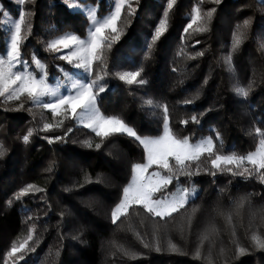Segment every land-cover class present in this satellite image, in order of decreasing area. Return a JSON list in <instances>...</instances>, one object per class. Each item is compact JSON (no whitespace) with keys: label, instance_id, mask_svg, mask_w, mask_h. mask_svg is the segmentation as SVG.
Segmentation results:
<instances>
[{"label":"trees","instance_id":"obj_1","mask_svg":"<svg viewBox=\"0 0 264 264\" xmlns=\"http://www.w3.org/2000/svg\"><path fill=\"white\" fill-rule=\"evenodd\" d=\"M0 1L12 16L21 10L30 13L26 19L31 29H23L24 60L31 64L35 54L47 66L50 81L62 77L60 69L75 71L59 59L61 52L46 51L47 43L60 33L87 35L90 21L83 11L68 6L73 0H32L23 5ZM78 2L96 4L97 16L103 17L112 0ZM197 5L202 15L215 9L208 31H194L197 22L185 33ZM132 6L135 12L129 16L125 11L118 22L120 39L106 51V90L97 97L102 114L119 117L141 135L159 134L163 111L156 105H167L170 126L178 137L211 136L222 155L254 151L259 138L250 133L256 127L264 130V0H176L169 11L168 30L150 52L148 45L167 0H135ZM246 20L243 42L231 52L230 71L223 57L231 51L236 26ZM9 29L0 10L3 53ZM141 68L143 85H128L113 75ZM94 72L101 68L94 67ZM237 84L249 89L247 97L234 91ZM186 100L193 103L185 104ZM18 103L0 102V264H264V249L255 247L251 239L253 233L264 237V183L255 175L217 172L213 176L208 158L202 157L198 175L180 177L182 186L194 185L198 190L179 213L161 221L137 206L114 224L111 212L131 179L132 165L145 161L143 148L124 134L99 137L73 119L45 131L44 123H59L60 118L26 99L24 109L13 110ZM192 116L199 123L191 122ZM182 120L190 122L183 125ZM30 129L33 134L24 143ZM57 136L63 139L53 143L45 139ZM29 184L45 191L17 200L16 193ZM175 184L169 185V192ZM209 226L215 230L203 239ZM33 228L28 246L34 250L9 257L13 244L19 245ZM238 247L246 249L245 254L237 255Z\"/></svg>","mask_w":264,"mask_h":264},{"label":"snow or ice","instance_id":"obj_2","mask_svg":"<svg viewBox=\"0 0 264 264\" xmlns=\"http://www.w3.org/2000/svg\"><path fill=\"white\" fill-rule=\"evenodd\" d=\"M20 5L32 0H17ZM68 2V0H66ZM135 0H112L111 10L106 16H97V7L94 5H81L78 0L69 2L68 6L83 13L90 21V26L86 38H81L74 33H66L62 36L50 40L46 45V51L60 53L69 50L61 55L59 59L65 60L74 70L81 73V77H76L74 73L60 69L62 79L57 78L55 85L48 82L46 65L33 54L31 64L24 60L21 54V46L25 40L23 29L26 26L28 31L31 29L30 21L26 19L30 13L21 11L16 20L5 21L11 25L9 31V44L6 51L0 54V102H19L18 107L13 109L20 111L24 109L23 100L30 101L33 107L49 110L53 118H60L59 123H44L43 130L50 131L53 128L62 126L65 119H73L78 123L92 129L99 137L106 138L111 135L124 134L133 138L143 148L145 153L144 163L132 165V176L124 187L119 203L111 212L112 222L115 224L121 217H127L130 209L141 207L153 218L166 221L179 213L189 201L195 196L196 188L194 185L184 187L180 184V177L191 178L200 172L199 162L202 157L208 158L210 174L215 176L217 172H227L233 176L252 177L255 175L261 183H264V130L256 127L253 134L257 136L258 144L254 151L246 155H237L235 152L222 155L216 150V142L212 137H204L195 143L188 136L178 137L170 126L167 105H156L163 111V131L159 136H141L137 131L127 125L122 119L116 116H104L97 107V97L106 90L105 77L109 74L107 69L106 51L112 48L113 43L120 39L121 31L118 29V22L121 21L122 14L132 15L135 12L133 3ZM202 2V0H201ZM219 3L220 0H214ZM176 0H167L166 10L154 29L151 42L148 45L149 52L152 46L168 30L169 11L175 5ZM215 9L201 14V9L197 5L193 9V15L189 17L190 22L184 29L188 33L193 29V25L199 22L194 29L196 32L208 31L207 23L211 19ZM249 21H244L243 25H237L232 34L231 51L223 57L224 62L232 70V56L243 42V29L248 27ZM264 48V43L261 44ZM197 55H203L198 53ZM147 58V56H146ZM34 67L35 70H31ZM94 67H100L101 72H94ZM143 69L136 71H123L113 73L119 80L128 85L140 84L145 81L141 79ZM39 72V77L37 75ZM63 89V91H62ZM234 91L247 97L249 89L239 84L234 86ZM47 98V99H46ZM147 105H153L152 100L145 101ZM185 104L193 103L192 100L184 101ZM29 113L32 108L26 109ZM35 118V117H33ZM191 122L199 123L196 116L190 118ZM189 120H182L180 123L187 125ZM71 131V129H69ZM33 130L30 129L23 136V142L28 143ZM219 138V133H216ZM49 143L62 140L63 137H45ZM88 147H92L90 141H84ZM96 148L100 144L95 145ZM3 155V151H0ZM195 164V170L192 165ZM250 165L251 168L245 167ZM149 169H154L149 171ZM207 170V169H206ZM175 184V190L169 192V185ZM45 190L29 184L18 193L17 200L29 194L42 193ZM11 203V202H9ZM244 201L241 200L238 207H243ZM231 222V215L227 217ZM191 217L189 218V225ZM212 226L206 229L203 239H208V232L214 231ZM35 229H30L26 239L19 245L13 244L8 256L13 257L22 254L29 249V241L33 240ZM251 239L255 247L264 249V237L253 233ZM147 247V245H145ZM159 251V248L156 249ZM172 250H177L172 246ZM246 249L238 247L237 255L245 254ZM131 255L130 253H125ZM196 257H200V252H196ZM23 259V255L19 256Z\"/></svg>","mask_w":264,"mask_h":264},{"label":"rangeland","instance_id":"obj_3","mask_svg":"<svg viewBox=\"0 0 264 264\" xmlns=\"http://www.w3.org/2000/svg\"><path fill=\"white\" fill-rule=\"evenodd\" d=\"M17 1V0H16ZM94 6H96V4H94ZM97 7V6H96ZM3 8V4H2V2L0 1V10H3V21H4V23H5V21H11V20H16V19H18L19 18V15L20 14H18L17 16H12V12L10 11V10H8V9H6V8H4V9H2ZM22 11V10H21ZM20 11V12H21ZM107 15V14H106ZM106 15H104V16H106ZM99 17V16H98ZM101 17V16H100ZM6 25H9L10 27H11V25L9 24V23H6ZM90 25V24H89ZM89 29V28H88ZM66 33H73L72 31H66V32H63V33H60V34H58V35H56L55 37H53L52 39H54V38H56V37H59V36H62V35H64V34H66ZM88 33V32H87ZM74 34H76V33H74ZM76 35H78L79 37H81V38H86V36H81V35H79V34H76ZM51 39V40H52ZM67 51H69V50H63L62 52H61V54L63 55V54H65ZM0 54H3V52H0ZM31 70H35L34 69V67L31 69ZM64 71H68V72H71V73H74V75L76 76V77H81V73L79 72V71H77V70H75V71H73V70H64ZM126 71H133V70H126ZM39 72H37V75H38V77H39ZM61 79L63 78V77H60ZM48 82L50 83V84H53V85H55L56 84V82H57V79L55 80V81H50L49 79H48ZM62 91H63V89H62ZM47 99V98H46ZM23 102H24V100H23ZM96 103H97V101H96ZM97 107H98V109H99V111L101 112V110H100V108H99V106H98V103H97ZM102 113V112H101ZM104 115V114H103ZM104 116H106V115H104ZM124 121V120H123ZM125 122V121H124ZM126 123V122H125ZM127 125H129L130 127H132V128H134L133 126H131L130 124H128V123H126ZM138 133V132H137ZM162 133V132H161ZM161 133H159V134H144V135H141V134H139V135H141V136H159ZM209 137V136H208ZM211 137V136H210ZM212 139H213V141L215 142V140H214V138L212 137ZM197 140H192V142L193 143H195ZM140 163H144V162H140ZM154 169H149V171H153ZM196 188V193H197V187H195ZM196 195V194H195Z\"/></svg>","mask_w":264,"mask_h":264}]
</instances>
